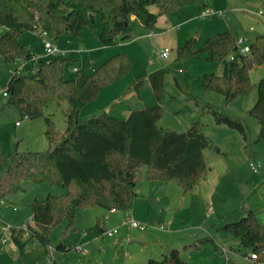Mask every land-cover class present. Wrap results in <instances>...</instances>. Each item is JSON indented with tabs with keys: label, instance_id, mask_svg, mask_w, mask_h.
<instances>
[{
	"label": "rangeland",
	"instance_id": "obj_1",
	"mask_svg": "<svg viewBox=\"0 0 264 264\" xmlns=\"http://www.w3.org/2000/svg\"><path fill=\"white\" fill-rule=\"evenodd\" d=\"M207 5L225 14L202 17L197 5L190 4L164 14L165 18L159 15L155 24L158 29H148L135 17L130 18L129 38L121 40L117 36L110 45H103L97 37L100 30L97 16L95 28L83 27L78 37L62 34L54 40L35 31L19 35V41L37 60L47 57L43 44L45 40L50 41L60 51L53 56L67 59L63 68L67 79L77 73L92 72L114 53L125 52L131 57L129 71L83 105L79 110L81 118L107 110L114 117L125 118L130 110L158 102L162 107L159 126L181 132L198 121L210 146L203 150L206 175L189 191L183 192L177 180L143 178L136 187L138 195L127 211H109L98 205L76 207L71 228H68V219L63 218L49 231L46 245H41L34 236L28 238L25 232L23 238L27 240L21 251L16 244L0 246V264H145L146 258L159 259L173 248L187 264H255L248 257L250 250L242 247L238 237L225 226L249 209L264 225V139L257 140L260 125L248 112L256 102V83L264 77V64L250 70V90L227 101L221 93L201 85V76L221 74L223 63L209 60L205 51L181 54L177 49L188 38L193 40L196 49L213 33L225 30L234 38L246 36L251 41L256 34L264 33V2L209 0ZM149 9L157 12L154 4ZM258 10L263 14H257ZM164 48L169 49L166 57L160 56ZM17 65L18 61L0 64L1 90ZM155 70H161L163 75L158 98L148 80V75ZM138 76L143 78V84L136 92L132 83ZM5 100L0 95L3 155L14 150L46 149L45 115H49L57 131H63L66 101L58 106L49 103L43 115L29 119L21 117L15 106L4 104ZM211 109L238 120L245 127L246 137L224 123H216ZM249 162L256 165L254 171ZM22 186V190L0 200V219L11 226L32 222L29 205L33 198L42 199L47 194L65 191L47 182L25 181ZM126 216L139 222L142 228L125 224ZM159 225L164 228L159 229ZM99 228L104 231L116 228L117 233L106 236ZM59 242L69 249L56 250ZM53 249L56 252L51 255ZM45 250L50 255H45Z\"/></svg>",
	"mask_w": 264,
	"mask_h": 264
},
{
	"label": "trees",
	"instance_id": "obj_2",
	"mask_svg": "<svg viewBox=\"0 0 264 264\" xmlns=\"http://www.w3.org/2000/svg\"><path fill=\"white\" fill-rule=\"evenodd\" d=\"M209 0H0V64L29 60L33 55L19 41L24 31H35L56 40L62 34L78 37L83 27L95 28L98 17V39L103 45L129 38V17H135L148 29H155L158 16L179 11L195 4L200 11ZM264 2V0H263ZM157 6V12L149 9ZM235 38L229 30L213 33L203 44L194 48L188 38L177 51L192 54L205 51L209 60L223 63L221 74H203L204 89L221 93L229 101L237 94L247 93L251 86L249 72L264 63V33L254 36L249 51L234 60L228 56L234 49ZM228 58V59H226ZM67 59L47 56L30 62L19 72L9 73L5 84L6 105L15 106L29 119L44 114L49 103L57 106L66 101L63 131H57L49 115L44 116L48 147L37 151L14 150L3 155L0 147V200L22 190L23 182H47L65 189L61 194H47L33 198L29 207L32 222H25L28 238L35 237L41 245L48 243L51 228L63 218L68 228L76 207L98 205L106 210L127 211L138 195L141 179L177 180L183 192L206 175L203 150L209 140L202 125L194 121L181 132L157 124L162 113L155 104L130 110L125 118L102 112L97 116L81 118L80 108L96 98L101 89L126 74L132 65L131 57L117 52L100 63L90 73H77L73 78L63 75ZM162 71L148 75L150 86L158 98ZM143 78L138 76L132 86L136 92ZM257 99L249 109L259 123L257 140L264 139V77L257 83ZM216 123L236 129L243 138L245 127L236 119L210 110ZM104 218V217H103ZM6 223L0 219V228ZM99 220L97 226H99ZM238 237L242 247L254 253L255 264H264V225L252 210L225 226ZM100 232L104 230L99 228ZM23 231L13 227V244L21 251L27 239ZM204 242V241H202ZM57 250H67L59 242ZM46 251V250H45ZM47 252V251H46ZM246 256V255H245ZM145 264H187L177 249H170L161 258H147Z\"/></svg>",
	"mask_w": 264,
	"mask_h": 264
},
{
	"label": "built area",
	"instance_id": "obj_3",
	"mask_svg": "<svg viewBox=\"0 0 264 264\" xmlns=\"http://www.w3.org/2000/svg\"><path fill=\"white\" fill-rule=\"evenodd\" d=\"M200 14L203 17H208L210 15L223 16L225 14V12L223 10H213V9H211L209 7H206L204 10L200 11ZM257 14L262 15L263 12L261 10H258ZM43 45H44V50H45V55L46 56H53L56 53L60 52L48 40H45ZM248 51H249L248 39L246 38V36L245 37L239 36V37L235 38L234 49L230 53L228 58L230 60H234L237 55L246 54V53H248ZM168 52H169V49L168 48H164L160 52V56L166 57L168 55ZM36 59L37 58L34 55H32L29 60L20 59V60H18L19 65H17L14 68V70L16 72H19L29 63V61L30 62H34V61H36ZM73 70H76V68L74 67ZM0 95L3 96V97H6V95H7L6 90L5 89H2V90L0 89ZM16 124H17V122H16ZM257 164H259V163H257ZM249 167L253 171L256 169V165L254 163H252V162H249ZM124 223L128 224V225H130L131 227H134V228H142V225L139 222H137L136 220H134L132 217H129V216H126V219H125ZM13 227L14 228H16V227L20 228L23 231V233L28 231L27 227H26V225L24 223L20 224V225H17V226H11V225H8V224H4L0 228V246L9 245L10 247H14L13 240H12ZM158 228L159 229H163L164 225H159ZM115 233H117V229L116 228H113L111 230L103 232V234L106 235V236H112ZM76 249H78V247H76ZM248 257L250 259H254L255 255H254V253H250L248 255Z\"/></svg>",
	"mask_w": 264,
	"mask_h": 264
},
{
	"label": "crops",
	"instance_id": "obj_4",
	"mask_svg": "<svg viewBox=\"0 0 264 264\" xmlns=\"http://www.w3.org/2000/svg\"><path fill=\"white\" fill-rule=\"evenodd\" d=\"M207 7L210 8V6H208V5H207ZM168 14H169V13H168ZM199 14H200V12H199ZM200 15H201V14H200ZM201 16H202V15H201ZM158 17H159V16H158ZM161 17H164V18H165L164 14L161 15ZM202 17H203V16H202ZM130 18H134V17H133V16H130L129 19H130ZM157 21H158V19H157ZM158 28H159V27L155 26V29H158ZM221 32H222V31H221ZM61 53H62V52H61ZM101 63H102V62H101ZM263 64H264V63H263ZM261 65H262V64H261ZM258 66H260V65H258ZM96 67H97V66H96ZM72 69H73V68H72ZM74 71L77 72V68H76V70H74ZM108 111H109V110H107V112H108ZM129 112H130V111H129ZM129 112H128V113H129ZM109 211H111V210H109ZM126 226H127V225H126ZM65 246H66V245H65ZM55 249H56V248H55ZM56 250H57V249H56ZM67 250H68V249H67ZM58 251H62V250H58ZM63 251H65V250H63ZM83 251H85L84 248H83ZM55 252H56V251H54V249H53V250L51 251V255H54ZM44 254L47 255V256L50 255V254H49L48 252H46V251H44ZM146 260H147V258H146ZM146 260H145V262H146ZM110 264H114V262H113V263H110Z\"/></svg>",
	"mask_w": 264,
	"mask_h": 264
}]
</instances>
